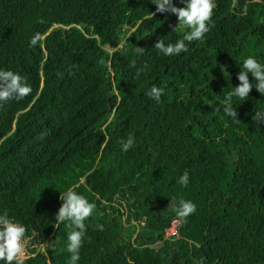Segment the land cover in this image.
I'll return each mask as SVG.
<instances>
[{
    "label": "trees",
    "instance_id": "obj_1",
    "mask_svg": "<svg viewBox=\"0 0 264 264\" xmlns=\"http://www.w3.org/2000/svg\"><path fill=\"white\" fill-rule=\"evenodd\" d=\"M214 2L210 31L165 56L156 41L188 29L151 18L153 0H0V69L32 88L0 107V214L28 244L13 264H70L55 220L69 188L96 205L77 264H264V94L232 97L239 123L224 114L244 59L264 64V0ZM181 198L197 206L186 219L168 208Z\"/></svg>",
    "mask_w": 264,
    "mask_h": 264
},
{
    "label": "clouds",
    "instance_id": "obj_2",
    "mask_svg": "<svg viewBox=\"0 0 264 264\" xmlns=\"http://www.w3.org/2000/svg\"><path fill=\"white\" fill-rule=\"evenodd\" d=\"M183 7H175L173 0H153L156 6L155 12L150 13L154 18L157 13H169L175 15L178 21L177 26H184L188 30L185 31L183 37L175 43L165 45L163 39H158L154 44V48L159 50L165 56H176L182 52L188 51V44L193 41L201 40L204 35L210 31V21L213 16V10L216 7L214 0H180ZM176 26V27H177ZM174 28V30L176 29ZM40 41V34H35L30 40V47L35 46ZM138 54H143L144 49L134 47ZM135 66V61L132 62ZM147 68L137 71V77L140 72ZM249 74L254 78V83L250 82ZM239 85L233 87V91L225 96L224 114L232 120L239 123L237 119L238 112L232 107L231 100L233 96L246 100L253 88L264 94V64L259 63L255 58L249 56L243 61V70L237 75ZM32 92L30 84H28L25 76L15 73L11 70L0 69V107L12 100H21L29 96ZM164 89L153 85L147 95L160 102ZM252 120L257 124H264V111H257ZM121 149L127 152L135 144V138L129 134L126 140H121ZM190 177L187 170L180 176L178 183L187 187ZM60 200L63 202L55 215L56 225L62 222H68L67 227L72 229L67 235V251L71 253L70 264H77L80 259L79 250L82 246V239L86 233L85 220L92 216L96 205L89 202L87 198L78 194L74 188H69L63 194H60ZM196 204L192 201L178 199L170 201L168 208L175 212L176 216L186 219L196 212ZM97 228L103 230V225H97ZM26 227L22 224L14 222L9 218L5 211L0 214V261L5 264H13V261H19L24 255L25 249L23 238L25 237ZM198 264H204V258L201 257Z\"/></svg>",
    "mask_w": 264,
    "mask_h": 264
},
{
    "label": "built area",
    "instance_id": "obj_3",
    "mask_svg": "<svg viewBox=\"0 0 264 264\" xmlns=\"http://www.w3.org/2000/svg\"><path fill=\"white\" fill-rule=\"evenodd\" d=\"M179 224L180 221L178 219H174L173 221H171L170 225L164 230V238L166 240H171L178 237Z\"/></svg>",
    "mask_w": 264,
    "mask_h": 264
},
{
    "label": "rangeland",
    "instance_id": "obj_4",
    "mask_svg": "<svg viewBox=\"0 0 264 264\" xmlns=\"http://www.w3.org/2000/svg\"><path fill=\"white\" fill-rule=\"evenodd\" d=\"M110 51V50H109ZM23 244H24V249H25V252H24V255L22 257H20L19 259H24L25 258V253L27 255V243L25 241H23ZM45 244L42 245V247H44Z\"/></svg>",
    "mask_w": 264,
    "mask_h": 264
}]
</instances>
